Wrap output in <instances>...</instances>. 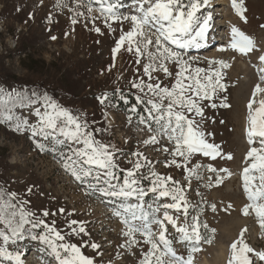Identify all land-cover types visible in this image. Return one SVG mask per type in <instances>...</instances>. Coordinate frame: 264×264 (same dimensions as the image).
Returning <instances> with one entry per match:
<instances>
[{
    "label": "snow or ice",
    "instance_id": "obj_1",
    "mask_svg": "<svg viewBox=\"0 0 264 264\" xmlns=\"http://www.w3.org/2000/svg\"><path fill=\"white\" fill-rule=\"evenodd\" d=\"M55 6L61 12L68 10L73 26L83 20L84 26L91 24L90 30L98 35L104 33L96 26L97 20L102 19L110 33L117 31L114 24L119 25L109 70L122 49L134 57L129 86L135 103L131 104L119 88L97 95L104 122L95 127L86 112L69 109L46 92L0 87V124L17 134H27L36 150L50 154L86 196L109 210L111 215L106 219L121 226L123 239L117 246L116 260L130 264L124 258L131 257L134 264H195V254L202 251L203 244L211 243L210 234L215 232L201 217L206 207L213 213L217 207L203 198L193 204L188 192L193 181L210 189L233 175L212 163L233 157L223 152L205 128L206 108L230 106L220 93L227 91L224 80L231 64L213 58L201 67L197 66L199 58L187 55V50L209 47L215 39L212 0H134L126 14L120 10L121 0H56ZM231 6L247 23L245 0H231ZM94 12L99 15L94 16ZM228 50L244 56L260 51L236 26L230 29L228 43L218 49ZM258 61L259 66L253 65L258 82L246 106L249 147L241 179L247 203L242 212L254 215L264 233V53ZM120 103L127 106V125L144 134L130 152L110 139V113L119 110ZM23 110H28L27 114ZM148 149L165 159H150L145 154ZM161 163L165 168L182 170L186 184L157 172L155 166ZM35 188L29 185L18 193L0 185V264H24L25 253L17 245L25 240L42 246V264L53 260L55 264H105L97 259L104 251L93 238L91 222L73 218L75 210L62 206L33 210L29 198L36 194ZM197 195L201 193L197 191ZM60 217L63 226L58 225ZM244 231L230 246L228 264H264V250L251 247ZM86 249L94 255L86 254Z\"/></svg>",
    "mask_w": 264,
    "mask_h": 264
},
{
    "label": "rangeland",
    "instance_id": "obj_2",
    "mask_svg": "<svg viewBox=\"0 0 264 264\" xmlns=\"http://www.w3.org/2000/svg\"><path fill=\"white\" fill-rule=\"evenodd\" d=\"M121 3L120 10L126 14L131 10L134 0H121ZM55 5L56 0H0V87L46 92L69 109L86 112L94 126L99 127L104 121L101 107L95 99L97 95L111 93L119 88L125 91L129 100L130 96L134 98V90L129 86L135 68L134 57L122 49L109 70V66L113 65L112 49L120 35L119 25L114 24L117 31L110 33L102 19L97 20L96 26L104 33L98 35L90 30L91 24L86 28L83 20L73 26L68 10L61 12ZM245 7L247 23L235 14L231 0H212V8L220 9L214 17L215 39L209 47L187 50L188 56L199 58L197 66L204 67L207 60L213 58L231 64L224 80L227 91L220 93L221 97H227L225 102L230 106L206 108L208 120L205 128L213 133L212 139L221 146L223 152L233 157L231 160L218 158L212 163L233 175L210 189L199 187L193 181L188 192L193 204L200 203L203 198L208 205L215 204L217 207L215 213L206 207L201 217L209 229H215V232L210 234L211 243L203 244L202 251L195 254V264H228L231 259L230 246L240 238L243 230H246L244 239L251 247L264 250V233L256 218L254 215L245 216L242 212L247 200L241 179L249 147L245 131L246 106L258 82L253 65L259 66L258 56L264 53V28L260 27L264 24V0H245ZM30 13L33 14L32 19H29ZM93 15L98 16L99 13L94 12ZM232 26L250 36L260 51L248 56L232 50L218 51L228 43ZM124 30H128L127 23L124 24ZM52 36L57 39H51ZM216 102L219 104L220 100ZM126 107L120 103V109L110 113V139L130 152L135 150L137 141L144 134L127 125L124 115ZM23 111L27 114L28 110ZM145 154L153 160L165 159L163 154L151 149L146 150ZM201 159L206 161V158ZM123 166L129 167L127 164ZM155 170L186 184L182 170L165 168L162 163L156 165ZM0 185L18 193H23L26 186L35 185L36 194L29 198V207L33 210L61 206L68 211L75 210L76 216L73 218L91 222L89 227L93 238L103 246L104 255L97 259H102L105 264L109 261L123 264V259H115L117 246L123 242L121 226L115 220L106 219L111 215L109 210L86 196L50 154H41L36 150L27 134H17L4 124H0ZM197 191L201 195H197ZM58 225L63 226V217L58 218ZM169 232L174 234L170 225ZM17 247L25 253L22 257L24 264H42L39 251L42 246L37 242L25 240ZM180 250L183 251L182 247ZM85 251L90 256L94 255L91 249ZM124 259L134 264L131 257ZM51 264H55V261H51Z\"/></svg>",
    "mask_w": 264,
    "mask_h": 264
},
{
    "label": "bare ground",
    "instance_id": "obj_3",
    "mask_svg": "<svg viewBox=\"0 0 264 264\" xmlns=\"http://www.w3.org/2000/svg\"><path fill=\"white\" fill-rule=\"evenodd\" d=\"M213 10H214V8H212ZM220 9H216V10H214V17H215V14L217 13V12H220L219 11ZM223 11V10H222ZM215 29V31H216V28L215 27H213V30Z\"/></svg>",
    "mask_w": 264,
    "mask_h": 264
},
{
    "label": "trees",
    "instance_id": "obj_4",
    "mask_svg": "<svg viewBox=\"0 0 264 264\" xmlns=\"http://www.w3.org/2000/svg\"><path fill=\"white\" fill-rule=\"evenodd\" d=\"M130 103L131 104H134L135 103L134 98L132 96H130Z\"/></svg>",
    "mask_w": 264,
    "mask_h": 264
}]
</instances>
